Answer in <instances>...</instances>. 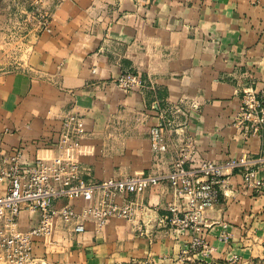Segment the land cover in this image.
<instances>
[{
    "label": "crops",
    "instance_id": "crops-1",
    "mask_svg": "<svg viewBox=\"0 0 264 264\" xmlns=\"http://www.w3.org/2000/svg\"><path fill=\"white\" fill-rule=\"evenodd\" d=\"M44 4L51 31L37 32L20 68L0 72V136L6 147L22 148L23 164L74 158L95 180L166 173L179 141L164 119L168 149L153 151L150 129L161 116L183 127L194 165L262 152L264 130L245 139L233 121L241 89L264 87V0ZM125 71L145 84L118 87ZM68 112L84 120L76 148L56 143ZM256 176L264 180V163ZM131 198L134 217H111L100 229L89 221L75 233L56 220L52 235L34 242L31 264H264V185L256 193L239 172L225 175L218 201L191 229L158 223L174 201L167 182ZM38 221V212L25 209L18 227L28 231ZM195 238L209 250L190 249Z\"/></svg>",
    "mask_w": 264,
    "mask_h": 264
},
{
    "label": "built area",
    "instance_id": "built-area-1",
    "mask_svg": "<svg viewBox=\"0 0 264 264\" xmlns=\"http://www.w3.org/2000/svg\"><path fill=\"white\" fill-rule=\"evenodd\" d=\"M50 8L44 9L39 30L50 32ZM118 87L134 90L145 84L136 74L125 71L116 79ZM179 108L174 106L173 113ZM163 117V118H162ZM165 125L179 141L173 147V161L166 173H146L124 177H108L102 180L86 178V170L74 158H36L30 164H23L22 148L6 147L0 136V261L7 264L34 263L32 250L39 237L48 238L54 232V223L60 220L71 226L72 232L81 233L86 223L92 222L100 229L111 217L132 219L137 209L131 198L142 189L167 182L174 201L166 206V213L158 217V223L169 228L191 229L199 225L203 210L216 203L225 186V175L234 171L242 176L244 186L256 193L261 192L264 180L256 176V167L264 163V149L256 156L229 157L222 163L203 161L198 165L191 162V142L183 138V127L174 124L173 119L161 116V122L150 129L151 146L155 153L168 149L163 130ZM234 125L241 130L245 139L264 130V87L257 90L253 85L241 89L240 104L234 116ZM83 117L68 112L62 118V127L57 146L76 148L85 135ZM189 161V163H187ZM65 202L57 206L56 202ZM82 201L77 207L75 201ZM39 214L37 225L22 231L18 217L23 210ZM190 249L207 252L206 243L195 238Z\"/></svg>",
    "mask_w": 264,
    "mask_h": 264
},
{
    "label": "rangeland",
    "instance_id": "rangeland-1",
    "mask_svg": "<svg viewBox=\"0 0 264 264\" xmlns=\"http://www.w3.org/2000/svg\"><path fill=\"white\" fill-rule=\"evenodd\" d=\"M44 9V0H0V72L22 66Z\"/></svg>",
    "mask_w": 264,
    "mask_h": 264
}]
</instances>
